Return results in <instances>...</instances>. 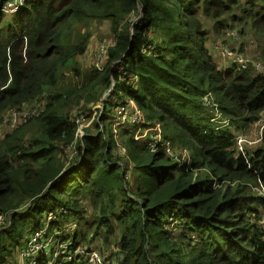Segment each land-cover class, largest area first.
Segmentation results:
<instances>
[{"label":"trees","instance_id":"trees-1","mask_svg":"<svg viewBox=\"0 0 264 264\" xmlns=\"http://www.w3.org/2000/svg\"><path fill=\"white\" fill-rule=\"evenodd\" d=\"M140 7V25L121 32L103 71L88 68L85 84L65 86L68 74L83 79L90 25L108 22L117 33ZM208 21L219 40L235 32L241 41L230 61L211 52ZM257 64L264 0H25L13 16L0 13V123L8 112L37 110L0 141V215L10 217L0 264L47 226L45 238L70 250L95 251L100 241L111 257L115 247L119 264H264V196L255 192L264 190V135L251 140L264 118ZM110 88L80 135L78 120ZM208 94L228 126L213 122ZM75 99L86 101L82 109ZM124 106L141 123L127 118L118 135L106 126ZM167 142L190 162L172 161ZM64 256L57 264H82Z\"/></svg>","mask_w":264,"mask_h":264},{"label":"rangeland","instance_id":"rangeland-1","mask_svg":"<svg viewBox=\"0 0 264 264\" xmlns=\"http://www.w3.org/2000/svg\"><path fill=\"white\" fill-rule=\"evenodd\" d=\"M142 9L141 7L138 10L137 14L132 15L131 19L128 20V23H130V27H128L127 25H123L119 28L118 32H114L113 27L111 25V23L108 22H104V23H98L95 22L92 25H90V32L92 33V38L90 39V43H89V48L87 50V52L85 53V55L79 59V64L82 67V74H83V79L81 80L80 78L72 75V74H68L66 81H65V86H69L70 84H74L73 86H76L77 88L81 86V84H85L88 78L85 77H89V71L86 72V70L88 68L92 69V68H103L106 65V61L108 58V54H109V50L116 44V42L118 41L120 34L123 30L128 29V32L130 31V34L133 33L134 31V27L138 26L139 22L143 19L142 15H141ZM0 13L6 14L8 15L7 12L0 11ZM10 16V15H9ZM133 22V23H131ZM227 23H224V26H229L232 24V22L230 21V19L226 20ZM212 21H208L206 23V26L208 27L207 30H209L207 32V37L208 40L206 42H208V46L211 49V52L214 55H217L218 52H220L222 54V56L224 57L225 61H230L232 58H230V56H235V53L232 52V48H238V45L241 41H239V38L237 36V34L235 32L231 33V38L229 36L224 35L223 38L221 37L220 40L218 38V34L215 28H213L212 26ZM140 25V24H139ZM210 26V27H209ZM229 31V30H227ZM230 32V31H229ZM234 37H236L237 39H235ZM227 39L229 42L228 44L224 43V39ZM215 40H217V42H214ZM219 40V42H218ZM226 46L229 48V51L226 49H223V47ZM251 44L246 46V48L248 49V52H252L253 51V47ZM248 58H250L252 60L253 56L252 55H246ZM254 59V58H253ZM119 69V67H117L116 69H114V72ZM120 71H122V68L120 69ZM75 82V83H74ZM102 90V94H103V89ZM113 89H109L108 92H104V96L102 98H100L99 101L95 102L93 105H91L88 110L90 112V118L84 122V120H80L78 121L79 124V132L80 134L84 135L86 131L91 130L94 125L95 122L98 119V116L100 114V110L101 107L103 106V102L107 99H109L110 94L112 93ZM113 100V99H111ZM83 104H86L85 100H82L81 103L78 102L77 99L73 100L72 105L76 108L82 109ZM123 108V107H122ZM121 108V109H122ZM120 109V113L117 117L116 122L113 124V126L111 125V123H108V126H106L108 129H113V131L115 132V134H120V130L122 132L124 126H123V119H124V115H126V117H131L133 114L130 112V110H128L127 112H123ZM210 110V109H209ZM24 111H26L24 109ZM211 114L213 116L214 111H211ZM222 114V113H221ZM217 122H219V124H222V128L225 127L226 125H224L223 121V115L216 118ZM227 121V120H226ZM23 123V120H20V118L18 117V114L15 115L12 112H8L6 114H4L1 118V123H0V141L2 140L3 136L9 132H13L14 130L18 129V127ZM254 129V128H253ZM85 131V132H84ZM262 138H259L257 140L260 141ZM253 142V141H252ZM244 149V147L241 149V151ZM124 152V151H123ZM124 156V155H123ZM69 161H70V157H69ZM133 167H129V171H132ZM256 193H259L258 190H255ZM25 208V207H24ZM264 222V220L262 221V223ZM101 242L98 241L94 244V246H92V249H95V252L98 253V255L100 256V259L95 262L94 264H119V261L117 260V256L115 255V252H117V249L115 247H113L111 249V251L114 252L113 255H111V257H108L107 253H101L99 251V248L101 247L99 244ZM27 244H25L23 246L22 249H24L26 247ZM84 250H87L86 248H82ZM54 250L58 251L59 250V244L56 242L54 245ZM90 251V250H87ZM59 254H62V251H59ZM16 260L17 262L20 260V255L16 256ZM83 264H90L88 261H84Z\"/></svg>","mask_w":264,"mask_h":264},{"label":"built area","instance_id":"built-area-1","mask_svg":"<svg viewBox=\"0 0 264 264\" xmlns=\"http://www.w3.org/2000/svg\"><path fill=\"white\" fill-rule=\"evenodd\" d=\"M24 4H25V0L3 1V2H0V11L4 10L5 12L8 13V15H13L19 12L23 8ZM234 38L237 39L236 37ZM223 49H226L229 51V48L226 46H224ZM237 61L243 66L245 65V63L248 62V60H244L241 56H237ZM103 68L100 69L98 67L97 70L103 71ZM255 69L257 71H261L264 69V67L257 64L255 65ZM204 104L206 105V107L212 108L214 110L215 113H214V118L212 120L213 122H217L216 118L222 116V114L219 111L218 104L213 100L210 94L205 96ZM131 109L132 108H128L124 106L121 109V111L122 113L123 112L125 113L128 110H130V112L132 113ZM25 110L26 111L22 110L20 112H12V113H14L15 115L18 114V117L20 118V120H23V122H26L27 120H29V118L37 114V110H28V109H25ZM127 118L129 117H126V115H124L123 123ZM129 119L133 123H136V124L141 123L140 117L136 114H133ZM221 123H224V125L228 126V121H224ZM263 135H264V119H261L258 122H256L254 126V131H253L251 140H253V142H257V140L259 138H262ZM153 140H154L153 150H155V147L157 145L162 144V140L159 137V135L154 136ZM236 140H237V145L239 149L241 150L244 144L246 143V140L243 139L242 137H238L236 138ZM164 148L166 149V152L169 155V157L172 159V161H175L176 163H178V165L184 166L190 162V156L186 152L182 156H178L174 152H172L171 145L169 142H167L164 145ZM123 151L124 150L121 148L120 153L122 155H125V151L124 152ZM217 187L220 188L221 186H217ZM255 190L259 191L258 193L259 195L264 196V190L257 189V188H255ZM51 220L52 218H50V221ZM9 222H10L9 215H4V216L0 215V229H3L4 227H6L9 224ZM47 229H48V226L45 229H42L36 232L28 241L26 247L21 251L20 260L18 262L17 260L15 262H10L9 264H39L41 262H44L45 264H55V263L57 264V262L59 261L61 257V254H59L60 250L62 251V253L65 252L63 262L76 263L78 261H82V264H83L84 261H88L90 264H94L100 259V256L98 255L97 252L87 251V250L82 249V247L76 248L74 250H70L72 244L68 243V241H64L63 239L58 240L59 250L58 251L54 250L55 243H53L52 241L54 236L48 239L45 238Z\"/></svg>","mask_w":264,"mask_h":264},{"label":"clouds","instance_id":"clouds-1","mask_svg":"<svg viewBox=\"0 0 264 264\" xmlns=\"http://www.w3.org/2000/svg\"><path fill=\"white\" fill-rule=\"evenodd\" d=\"M13 15H14V14H13ZM13 15H10V16H13ZM263 119H264V118H263ZM257 122H258V121H257ZM255 124H256V123H255ZM254 126H255V125H254ZM27 243H28V242H27ZM19 255H20V253H19ZM15 261H16V259H15ZM15 261H14V262H15Z\"/></svg>","mask_w":264,"mask_h":264},{"label":"water","instance_id":"water-1","mask_svg":"<svg viewBox=\"0 0 264 264\" xmlns=\"http://www.w3.org/2000/svg\"><path fill=\"white\" fill-rule=\"evenodd\" d=\"M132 34H133V33H132ZM132 34H131V35H132Z\"/></svg>","mask_w":264,"mask_h":264}]
</instances>
